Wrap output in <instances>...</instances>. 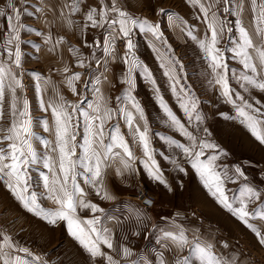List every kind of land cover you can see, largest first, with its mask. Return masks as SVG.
I'll return each mask as SVG.
<instances>
[{
	"label": "snow or ice",
	"instance_id": "snow-or-ice-1",
	"mask_svg": "<svg viewBox=\"0 0 264 264\" xmlns=\"http://www.w3.org/2000/svg\"><path fill=\"white\" fill-rule=\"evenodd\" d=\"M81 2L82 0H71V3L65 4V7L74 14L80 10ZM186 2L193 8L199 9L200 15L197 19L202 18V23L205 25L203 38L195 35L194 30L174 14H169V20L173 26L178 22L182 26V31L188 29L186 35L196 43L207 65L209 85L218 86L225 102L235 109L236 116L226 118L239 119L250 134L259 143L264 144V111H262L264 105L259 108L254 107L240 92H236L231 87L229 67L225 60V52H231L232 58L242 66L243 71L239 73L233 71L231 79L235 80L244 92L254 89L264 93V0H186ZM221 4L225 14L235 17V29L229 26L227 18H221L218 14ZM7 7L15 13V7L11 2ZM245 10L251 12V32L244 26L241 18ZM4 15V10L0 9V16ZM19 20L18 14L7 16L8 34L3 44H0V48L3 49L0 53V119L4 116L3 106L6 95L10 117L9 126L6 129L0 128V131L4 132V135L0 136V144H6V147H0V181L5 183L12 195L28 212L46 220L49 224H56L57 221L66 222L68 233L93 260L102 257L106 264H119L112 255L103 251V248L116 250L111 229L104 226L99 216L93 215L92 218L82 219L77 215L78 209H89L93 214L103 212L97 204L86 199V193L78 183V178L82 177L84 183L90 185L97 196L110 200L114 197L105 186L107 169L118 162L121 167L116 169L117 175L122 174V171L134 170L133 163L136 157L120 132L119 125H113L110 129L105 127L118 112L129 129L133 143L138 144L143 151L145 159L142 164L145 171L151 178L167 186L153 156L143 109L131 95V90L135 86L132 74L136 70H139L151 84L156 83L148 67L136 57L131 35L134 29L139 28L141 32L150 33L155 41L165 46L167 41L163 39L159 24L153 25L146 19L141 20L131 16L119 7L118 0H111L110 4L101 3L99 8L90 7L84 15V27L106 26L109 29V36L104 46L106 56L114 57V45L117 39L125 41L123 63L127 66V71L122 82L129 86L128 101L134 112L127 106L114 111L108 106L99 87L94 89L95 99L88 103L87 109H83L81 103L71 104L65 101L54 82L37 74L35 89L39 107L42 112L50 111L52 120L51 124L47 118L36 123L54 137L50 140L40 137L33 130L34 118L30 112L29 101L20 94L24 85L15 71L21 65V53L17 41L23 26ZM66 23L70 26L72 21L66 19ZM234 30L238 36L232 47L220 48L219 44L224 32L232 33ZM36 34L43 35L40 32ZM50 40V35L45 37V43H49ZM60 43H63L62 38L49 51H53ZM150 47L156 52L159 67L163 69V75L168 78L172 95L176 98L179 109L183 111L189 125L193 120L202 123L203 116L198 111V100L191 87L186 82H181L182 79L186 81V76L182 78L177 73L176 64L179 62L169 56L168 52L157 49L154 43ZM70 51L75 54L78 49L72 48ZM4 53L7 54L6 57ZM78 66H84L82 59L78 61ZM180 70L183 71V65H180ZM63 71L67 72V67ZM105 71H107L106 67ZM79 79L80 73H73L64 80L74 95L77 94L74 82ZM49 87L52 88L54 97L45 101L43 96ZM154 91L157 102L167 118L166 122L188 141L187 145L177 140H169L168 143L182 151L187 162L200 177L203 186L216 202L243 222L255 233L259 243L264 245V234L255 225L249 223V218L259 217L264 220V206L253 209L251 213L247 210V206L260 199L262 194L244 185L240 187L238 195L229 197L224 187L225 181L233 183L235 181L228 174L226 166L218 171L220 166L216 161L219 156L215 153L219 146L189 131L159 95V89L154 88ZM256 103L260 102L256 101ZM139 121H144L143 126ZM81 123L83 136L82 141H78ZM196 130L199 131L198 124ZM203 131L210 135L206 128ZM34 141L43 146V154L37 151ZM207 150H212L213 154L207 155ZM224 154L222 150L219 153V155ZM35 167H42L46 171H40L38 177L34 179L31 173ZM180 171L184 169L180 168ZM235 172L238 176L244 175L239 167ZM41 186L43 191L38 193L35 188ZM42 199L50 201L55 207H42L39 202ZM136 216L139 219L140 213L137 212ZM197 231L193 230L191 239L187 234L188 230L179 225H174L173 231L164 232L163 238L168 241V244L164 245L165 249L177 254L173 264H237L235 257L229 260L218 254L212 243L196 235ZM223 246L228 247L227 244ZM185 249H187L186 253ZM180 253L185 254L180 255ZM118 254L123 258L133 255L132 251L123 245ZM25 257H31V260ZM156 259L158 264H166L163 253H160ZM0 264H46V262L42 257L35 256L28 248L15 245L7 235H4L0 242ZM131 264H148V261L132 260Z\"/></svg>",
	"mask_w": 264,
	"mask_h": 264
},
{
	"label": "crops",
	"instance_id": "crops-1",
	"mask_svg": "<svg viewBox=\"0 0 264 264\" xmlns=\"http://www.w3.org/2000/svg\"><path fill=\"white\" fill-rule=\"evenodd\" d=\"M9 2L14 5L15 13L7 7ZM70 3L71 0H0V9H3L5 12L4 16H0V44H3V40L8 34V15L18 14L20 17L19 23L23 26L19 33V40L17 41L21 53V65L15 71L19 78L20 71H24L25 76L35 84V75L37 74L49 78L59 88L60 95L64 97V100H70L75 97L64 83L65 77L71 76L73 73H80L84 69L91 70L93 66V53L96 51L94 50L96 46L94 45L92 36L95 28L84 27V15L90 7H94L95 0H82L79 6L80 10L74 14L70 13L69 9L65 7V4ZM247 11L245 10L242 18H248L249 11ZM66 19L72 21L70 26L66 23ZM249 22L246 28L251 32V19ZM190 28L194 30L195 35L203 38L205 25L202 23V18L198 19L196 27ZM187 31L188 29L184 32V44L189 49L198 48L196 43L186 35ZM37 32L43 35H37ZM49 35L51 40L49 43H45V37ZM61 38L63 39V43L58 44L53 51H49ZM232 45L233 42L226 49L231 48ZM72 48L78 49V52L74 54L70 51ZM2 52L3 49L0 48V53ZM3 55L6 57L7 54L4 53ZM80 59L83 60V67L78 66ZM225 60L229 67L228 76L231 87L236 92H240L254 107L259 108L261 105H264V93L254 89L250 92H244L239 84L231 79L233 71L236 73L243 71L242 66L232 58L231 52H225ZM205 65L201 53L200 60L195 65L193 64V66L195 67L196 78L203 85L205 91L204 96H198L199 92L197 93L190 86L198 100L197 107L203 116L202 123L193 120V123L188 125L187 118L184 116L183 111L179 109L177 100L172 95L167 77L163 76L162 85L161 82L158 85L157 81L153 78L156 83L155 85L151 84L152 86L150 85V87L159 89V95L163 97L168 107L181 119V122L185 124L189 131L193 132L199 138L208 140L219 146L215 153L219 156L216 161L220 166L218 171L221 170V157L225 161L226 157L228 158L230 166L229 175L236 181L234 184L229 181V191H226L229 197L238 195L240 187L244 185L250 186L256 191L258 189H264V144L259 143L240 123L239 119L226 118L235 117V109L232 105L225 102L218 86L213 87L209 85V76ZM65 67L68 69L67 72L63 71ZM126 71L127 68L125 66L123 68H115L111 76V84H105L103 86L102 94L106 98L108 106L113 108L114 111L127 106L134 112L131 109L130 103L123 101L128 98V91L122 92L121 90H116L126 85L122 82L125 78L124 74ZM150 71L152 76H154V69H150ZM132 75L134 76V74ZM133 81L135 85V80ZM77 82H74L75 85ZM131 95L135 97L143 109L144 115H155L159 124L156 127H148V135L153 156L167 186L151 178L145 171L142 164V161L145 159L143 151L138 144L133 143L127 125L117 112L115 118L109 120L105 127L106 129H110L113 125H119L120 132L124 135L136 157L133 163L134 170L131 172L122 171V174L117 175L116 169L121 167L118 162L113 167L107 169L105 186L114 197L110 200L97 196L95 190L88 188V185L84 183L82 177L78 178V183L86 193V199L91 203L97 204L99 208L103 209V212L93 214L89 209H78L77 215L82 219L92 218L93 215L99 216L104 226L111 229L116 250L103 248V251L112 255L115 260L119 261V264H131L132 260L148 261V264H158L156 257L160 253H163L166 264H173L177 254L174 251L165 249L164 245L168 244V241L164 240L163 234L166 231H173L174 225H179L187 230H198L197 234L201 239L213 244L218 242L224 245L219 228L220 226L221 228L224 227L221 221L223 216H221L220 211L225 209L208 193L200 177L192 169L190 163L187 162V158L184 157V160L182 159V151L168 143L169 140H177L187 145L188 141L166 122L167 118L157 102L155 91L153 92L150 89L142 91L132 89ZM52 97H54V92L49 87L45 91L43 98L47 101ZM33 99H35L33 130L42 138L54 139L50 133L45 132L36 123L38 120L47 118L51 124L52 118L50 111L45 113L40 110L35 85L33 86ZM5 100H8L7 95ZM256 101L260 103L257 104ZM209 103L213 104L214 113L208 109ZM4 106H8V112L9 105L4 104ZM209 114L212 115L210 119H208ZM6 116L9 119V114H4L3 119H0V128L6 129L9 126V122H6ZM143 123L144 121H139L141 126H143ZM197 124L199 131L196 130ZM205 128L210 135L203 131ZM82 132L83 128L79 130L80 141H82ZM1 134L2 136L4 135L3 131H0ZM3 145L6 147V144ZM34 146H36L39 153L43 154L44 148L42 145L34 141ZM221 150L225 153L224 155H219ZM238 152L244 153L245 156L237 158ZM258 152L259 156H257ZM206 154L211 155L213 152L212 150H207ZM173 161L176 163H173ZM230 163H233V165ZM237 167L244 173L243 176L236 174L235 169ZM180 168H183L184 171H180ZM40 171L46 170L42 169V167L33 168L31 174L34 179L38 177ZM251 171H255L261 176L260 184L253 182L249 174ZM137 183L145 184L156 196L155 205L150 211L144 210L128 198V195L131 193L129 191L135 190ZM3 184L0 182V190ZM35 190L39 193L43 191V188L42 186L36 187ZM40 201H42L41 204L44 206V200L42 199ZM45 201L50 202L48 200ZM194 206L202 212L200 215H196L191 211ZM235 206L238 207L239 205ZM259 206H264V198L257 199L254 203L249 204L247 210L250 212ZM52 207L54 208L55 206L53 205ZM5 209L7 216L12 217V219H10L9 224L5 223L3 228L6 232L5 234L15 245L26 247L31 251L33 247L32 244L30 245L32 243L31 241L45 243L40 236L48 233L51 234L52 238L50 239V243L46 244L44 250L42 251L41 248H38L40 251L39 257H42L46 264H106V261L102 257H97L95 260L90 257L68 233L66 222L57 221L56 224L51 226L46 220L37 217L38 221H40V224H38L40 227L37 228L35 234L38 237L33 238L30 236L29 238H25L22 236L28 230L24 219L28 217L25 212L26 209L21 204L19 206H12L11 203ZM137 212L140 213L139 219L136 216ZM226 217L234 220V222L235 219L237 220L230 212ZM240 224L243 225L241 229L235 228L234 231H228L232 234L238 232L244 233L258 250L263 251L264 245L259 243L255 233L246 227L244 223ZM251 224L259 228L261 233L264 234V220L254 219ZM48 227H52L53 230L50 231ZM58 235H60V239L62 236L63 242L59 241V238L57 239ZM121 245L128 247L133 255L128 258H123L119 255L118 251ZM221 245L219 246L221 247ZM169 247L171 246L169 245ZM186 251L187 249H185V253ZM185 253H180V255H184ZM221 253L223 256L225 255L223 251ZM21 255L23 254L21 253ZM232 257L236 258L237 264H248L241 258H238L235 253L231 257L228 256V259L231 260ZM25 259L31 260V257H25Z\"/></svg>",
	"mask_w": 264,
	"mask_h": 264
},
{
	"label": "rangeland",
	"instance_id": "rangeland-1",
	"mask_svg": "<svg viewBox=\"0 0 264 264\" xmlns=\"http://www.w3.org/2000/svg\"><path fill=\"white\" fill-rule=\"evenodd\" d=\"M101 3L104 4H110L111 0H95L94 7L99 8L101 6ZM119 7L128 12L131 16L139 18L141 20H148L153 25L159 24L160 32L163 35V39L167 41V46L163 45L159 41H155L151 34H145L144 32H141L139 28H136L133 30V33L131 35V39L133 43L135 44L134 52L136 57L148 67V69H154L155 75L152 76L158 83V85L161 82H163V69L159 67V61L157 60L156 52H154L153 48L150 47L151 44H155V47L157 49H160V51L168 52V55L171 57H174L176 61L179 63L176 64V70L180 77L186 76V81L182 79V83L186 82L188 86H191L195 89V91L198 93V96H204L205 91L203 88V85L199 82V80L196 78V72H195V65L198 60H200L201 51L196 47L193 49H189L186 44H184V31L181 30L182 26L179 25L177 22L176 26H173V23L169 20V14H174L175 16L179 17L182 21L186 22V24L190 27H196L197 24V17L200 15L198 12V8H193L190 6L186 0H118ZM163 10V11H161ZM223 10V5L221 4L219 6V15L220 11ZM249 11V10H248ZM247 11V12H248ZM228 16L227 21L229 23V26H231L233 29H235V17L227 14ZM250 15V17H249ZM221 16V15H220ZM222 18V17H221ZM242 18V17H241ZM252 19L251 12L248 13V18L244 19L242 18L243 24L245 27L249 25V20ZM94 32L92 33L94 45L96 48H94L93 53V66L91 67V70L84 69L82 72H80V79L76 83V89L77 94H75V97H73L70 100H65L71 104L75 103H81V106L83 109H87L88 103H91L95 99V91L94 89L99 87L101 90V93L103 91V86L105 84H111L112 79V73L114 72L115 68H127V66L123 63V57L126 51L125 48V41L123 39H117L114 45V57L112 55H105L104 52V46L105 42L109 36V29L104 27H94ZM238 34L234 30L232 33H229L227 31L224 32L219 47L226 49V47L229 46L232 42H234L237 38ZM186 37V36H185ZM231 37V39H230ZM168 49L171 51L169 52ZM188 49V50H187ZM202 60V59H201ZM192 63V64H191ZM206 64V63H205ZM121 65H123L121 67ZM180 65H183V71L180 70ZM105 67L107 68V71H105ZM206 70L207 65H205ZM122 70V69H121ZM151 72V71H150ZM134 76L132 75L133 80H135V86L133 90L142 91V90H152L154 92V88L150 87L151 83L145 78V76L139 71L136 70L133 72ZM20 78L22 80V83L24 85L23 92L21 95L26 97L29 101V107L30 112L34 118L33 115V108H34V101L33 99V86L35 83H32L27 76H25L24 71H20ZM97 78H99V83H97ZM150 83V84H149ZM153 85V84H152ZM151 85V86H152ZM145 86V87H144ZM196 87V88H195ZM129 86L126 84L123 87H120L116 90H121L122 92L128 91ZM115 90V91H116ZM117 102V100H115ZM124 102H129L128 98L123 100ZM130 103V102H129ZM4 104H8V100H5ZM213 104L209 103L208 109L211 110L214 113ZM4 108V114H7L8 106H3ZM212 115L209 114L208 119H210ZM7 119L6 116V122H10V117ZM145 120L147 121L148 127H156V125H159L155 115H144ZM239 122V121H238ZM82 124V123H81ZM189 125V123H188ZM83 125L80 126L79 130H82ZM4 133V132H3ZM83 133V132H82ZM2 136V134L0 135ZM80 134L78 135L77 139L80 141L79 138ZM0 147H5L3 144H0ZM238 157L245 156L244 153L238 152ZM257 156H259V152L257 153ZM182 159L184 160V154H182ZM221 161V169H224L226 166V170L228 171V174L230 172V166L228 162V158L226 157V161L223 157L220 159ZM233 165V163H230ZM250 177L253 180L254 183L260 184L261 183V176L257 174L255 171H251ZM235 181V180H234ZM4 183L3 181H0ZM236 183V181L234 182ZM232 182V184H234ZM144 187L147 190L151 192V190L143 183H137L135 190L129 191V196L135 195L140 187ZM224 187L226 191H229V181H225ZM88 188L92 189L90 185H88ZM7 192V193H6ZM257 192L262 194V197L260 199L264 198V189H258ZM9 189H5V183L2 185L0 190V230H4V225L10 223V216H7L6 214V206H9L10 203L12 206H19L20 202L16 200V198L10 194ZM154 195V194H153ZM155 196V195H154ZM132 202L137 203L135 200H131ZM42 203V201H39ZM155 202H156V196H155ZM44 206L41 204L44 208H53V204L51 202L43 201ZM139 205V204H138ZM155 205V204H154ZM140 206V205H139ZM145 210V209H144ZM150 211V210H146ZM194 214L200 215L202 212L197 208L193 207L191 210ZM28 217H25V224L28 227V230L26 231V234H24L22 237L29 238L30 236L33 238H37L38 235L35 234V231L38 227H40L38 224H40V221H38L37 216L34 214L28 212L25 210ZM252 211H250L251 213ZM221 216H223V219L221 220L224 224V227L221 228L220 226V232H221V239L224 241V244H227L228 247L225 248L220 243L213 244L215 246V250L222 255L221 251L224 252L225 258L228 259V256L231 257L234 253L237 254L238 258H241L243 261L247 262L248 264H264V250H258L257 247L250 242V240L244 235V233H234L232 234L228 230L234 231L235 228L241 229L243 225H241L240 220H230L226 216L228 215V211L221 210L220 211ZM9 218V220H8ZM234 219V218H233ZM257 220L260 218L257 217ZM254 219L249 218V223H253ZM38 221V223H37ZM257 222V221H256ZM48 224V223H47ZM53 226V224H51ZM47 227V226H46ZM50 231H52V227H48ZM190 230V231H189ZM187 232L189 238H192L193 230L189 229ZM6 235V234H5ZM196 235L197 232H196ZM44 242L37 243L35 241H31L30 245L32 244L33 248L31 249V252L35 256H40V251L38 248H41L42 251L44 250L46 244L50 243V239L52 238L51 234H43L40 236ZM60 237V235L57 236V239ZM59 241H62L59 238ZM63 242V241H62ZM61 242V244H62ZM222 243V242H221ZM221 245V247L219 246ZM37 247V248H36ZM33 250H36L37 253H34ZM221 250V251H220ZM223 256V255H222ZM263 258V259H262Z\"/></svg>",
	"mask_w": 264,
	"mask_h": 264
},
{
	"label": "built area",
	"instance_id": "built-area-1",
	"mask_svg": "<svg viewBox=\"0 0 264 264\" xmlns=\"http://www.w3.org/2000/svg\"><path fill=\"white\" fill-rule=\"evenodd\" d=\"M220 15L222 18H225L228 16L227 14L223 12V10L220 11ZM5 189H8L6 185H5ZM128 198L130 200L137 201V203L145 210H151L155 204V196L153 195V193L142 186L139 188V191L135 195L129 196ZM4 235L5 234L3 233V231L0 230V242H2ZM33 252L37 253L36 250H33Z\"/></svg>",
	"mask_w": 264,
	"mask_h": 264
}]
</instances>
